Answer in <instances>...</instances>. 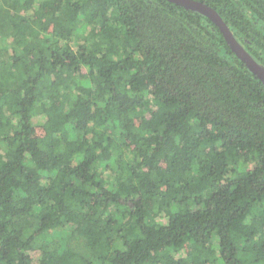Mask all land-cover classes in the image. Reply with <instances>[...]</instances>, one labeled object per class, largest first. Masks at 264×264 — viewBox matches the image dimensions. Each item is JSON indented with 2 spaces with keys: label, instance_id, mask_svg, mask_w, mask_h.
<instances>
[{
  "label": "trees",
  "instance_id": "1",
  "mask_svg": "<svg viewBox=\"0 0 264 264\" xmlns=\"http://www.w3.org/2000/svg\"><path fill=\"white\" fill-rule=\"evenodd\" d=\"M264 68V0H194ZM0 264H264V85L165 0H0Z\"/></svg>",
  "mask_w": 264,
  "mask_h": 264
},
{
  "label": "water",
  "instance_id": "2",
  "mask_svg": "<svg viewBox=\"0 0 264 264\" xmlns=\"http://www.w3.org/2000/svg\"><path fill=\"white\" fill-rule=\"evenodd\" d=\"M167 2L173 3L177 6H181L184 8H188L194 10L209 20H211L219 29L221 34L223 35L226 43L229 45L230 49L235 53L238 59L246 66V68L256 76V78L264 85V68H262L259 64H257L238 44V42L234 39L230 31L228 30L225 23L222 21L220 16L217 14L215 10L208 7L205 4L194 0H165Z\"/></svg>",
  "mask_w": 264,
  "mask_h": 264
}]
</instances>
